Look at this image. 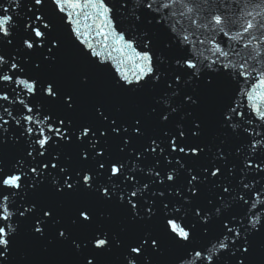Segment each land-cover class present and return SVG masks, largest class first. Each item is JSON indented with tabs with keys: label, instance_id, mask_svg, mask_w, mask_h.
I'll use <instances>...</instances> for the list:
<instances>
[{
	"label": "water",
	"instance_id": "1",
	"mask_svg": "<svg viewBox=\"0 0 264 264\" xmlns=\"http://www.w3.org/2000/svg\"><path fill=\"white\" fill-rule=\"evenodd\" d=\"M86 2L0 0V17H11L8 35L0 34V75L11 77L0 80V176H21L18 189L0 187L12 213L0 225L14 228L6 264H85L86 257L94 264H208L204 257L212 264H264V120L253 108L264 110V86L258 87L264 55L249 58L252 74L244 79L236 53L255 56L241 47L251 36L229 38L242 31L245 12L264 13V0H177L160 10L170 0H151L152 9L144 6L148 0H96L109 9L104 17L83 8ZM188 7L232 18L229 36L201 30L182 33L190 35L182 43L170 13ZM252 35L264 39L259 31ZM213 38L228 60L212 64ZM137 54L148 55L152 67L139 81L136 65L146 62ZM229 61L236 67L222 66ZM113 167L120 172L113 175ZM69 179L72 189L65 187ZM85 209L90 222L79 220ZM38 219L42 233L34 231ZM169 219L190 238L171 233ZM97 239L110 245L97 249ZM145 239L158 247L149 243L133 260L131 248Z\"/></svg>",
	"mask_w": 264,
	"mask_h": 264
},
{
	"label": "snow or ice",
	"instance_id": "2",
	"mask_svg": "<svg viewBox=\"0 0 264 264\" xmlns=\"http://www.w3.org/2000/svg\"><path fill=\"white\" fill-rule=\"evenodd\" d=\"M177 2V0H170V2L168 3H161L158 6L157 10L160 9H171L172 7V3ZM36 3H40V0H36ZM89 6H91L94 9L98 10V14L100 17H104L108 12L109 9L107 7H105V5L103 3H98L96 2V0H87L86 3L83 4V8L87 9ZM146 8L148 9H152L153 8V3L151 2V0H148V2L144 5ZM74 7H81L80 4H76L74 5ZM63 10V9H62ZM4 12H7L8 9L5 8L3 10ZM172 19L169 21V23L171 24V30L174 32V34L181 40V42H189L190 41V35L189 34H183L182 33H191V34H196L197 32H200L201 30H207L209 32V36H212L214 33L216 32H220L223 33L224 36H229V32L225 31V27H227L229 24H232L234 21L232 18L226 17L223 13L217 12V11H212L211 8H209V10L205 13L202 14H194V10L192 7H188L187 10H179L178 12H171L170 13ZM246 20L242 25V31L238 32L235 36H230L229 38L231 39H237V38H243L245 36H251V39H248L247 42H244L241 47L242 49H253L255 52V56H253L252 52H248V53H244V52H238L236 53V55H238L240 57L239 59V64H238V68H237V72L238 75L243 77L244 79H248L249 76L252 74L249 71V67H250V57L252 59H255L256 57H259L261 55H264V53H262L260 51V45L264 44V39H260L255 35H252L254 33V31H259L262 35H264V13L260 12V11H256L255 13L253 11H247L244 13ZM84 17L85 19H89L90 18V13L85 12L84 13ZM11 21V17H0V34H3L5 36L8 35V25L10 24ZM77 24H79V20L76 21ZM108 24H110V20L106 21L104 26L107 27ZM97 27L99 28L100 25L97 24ZM79 34V33H78ZM100 34V33H98ZM42 33L40 31H36L35 32V37H41ZM87 38V37H85ZM124 39L123 36H119L117 39H115V43L116 44H120V42ZM255 42V43H254ZM200 44H204L205 40L201 39L199 40ZM209 43L211 45L210 51L213 57H216V59L212 60V64H217L220 60V58H223L225 60H228L229 58V52L225 51L218 43L215 42L214 38L209 40ZM91 44H89V47L91 48ZM128 48H131L132 45L131 44H126L125 45ZM28 48H32L33 47V43H28L27 44ZM114 50H118V49H114ZM94 55L99 56L100 53L99 52H94ZM137 59H141L143 61H145L146 63L144 65H136L137 68L140 69L141 75H137L136 80L139 81L140 79L143 78V76H147L150 75L152 73V67H151V58L148 55H143L140 56L139 54H137ZM223 67L227 68H233L236 67V65H234L231 61H229L227 64H223ZM13 68H15V65H12ZM186 67L189 69H195L197 68V62H193V61H186ZM251 67L254 69L255 66L251 65ZM261 77H264V70H261L260 73ZM11 77L7 76V75H0V80H10ZM124 79L128 80L127 74H124ZM129 83H132L131 80H128ZM18 84L23 85V87L25 89H27V91L29 93L34 92V85L31 83H27L24 80H19L17 81ZM259 86H264V78H260L259 79ZM255 91V90H253ZM48 95L49 96H54L55 95V90L52 86H49L48 88ZM252 97V93L248 94V99L251 100ZM6 99V97H5ZM69 102V100H68ZM254 110L256 111V113L258 114L259 118L261 120H264V110H261L259 107H257L256 105H253ZM28 111H31V109H28ZM29 121H31V118H28ZM6 123V121H5ZM61 123H63V121H61ZM29 132L32 131V129H28ZM57 133H59V129L55 130ZM83 136H88L89 132L88 130H85L82 133ZM39 146L40 148H44L45 145L48 143V137L44 136L43 138H41L39 141ZM153 151H155V149H153ZM180 151H183V149H180ZM41 155H43V153H41ZM47 167V165H45V168ZM53 167H55V165H53ZM103 167V165H101V168ZM33 171H35V169H33ZM111 172L113 175H116L120 172V169L117 167H113L111 169ZM212 175H216L215 172L212 173ZM173 177L170 175L168 177L169 180H171ZM92 178L90 176H85L83 178V183L85 186L87 187H91L89 181ZM196 180V177L193 176L191 177V179L189 180V184H193V182ZM20 181H21V176L20 175H11L8 177H3L0 176V187H4V188H16L18 189L20 187ZM65 187L67 189H72L73 188V184L70 182L69 180L65 181ZM225 192L228 191V189L224 190ZM104 195L108 196L109 193L107 190L104 191ZM133 195H135V193H133ZM7 201V196L4 195L3 192H0V221H9L12 213L9 212L8 208L6 206H4V203ZM133 207H135V205H133ZM27 211V209H24L22 211H20L18 213L19 216L23 217L25 215V212ZM45 217H49L51 216L50 212H45L43 214ZM91 219V215L89 214V212L85 209L82 210L79 213V220L83 221V222H90ZM34 227V231L37 233H42L43 229L40 227V221L39 219L34 223L33 225ZM225 227L227 228L228 232H232V229L230 227H228L227 225H225ZM168 228L170 229L171 233L175 234V236H177L178 238L182 239V240H188L190 238V234L188 231L185 230L184 227H182L180 224H178L174 219H169L168 221ZM14 231V228L11 226V224H4V225H0V264H6L7 262V257L9 255V251H10V233ZM59 237L64 238L65 237V233L63 231H60L58 233ZM233 236L235 237H239L240 232L237 231L235 233H232ZM95 239V238H94ZM225 240H227V237L224 238ZM150 246L152 248H157L158 247V242L155 239H152L150 242L148 239H145L140 245L138 246H134L131 248V251L129 253V255L132 256L133 260H136L138 257H140L143 252L144 249L146 247ZM110 242L106 239H97L96 242L93 244V246L97 249H104L106 246H109ZM77 247H79V244L76 245ZM227 244L221 242L220 243V248L221 249H226L227 248ZM242 251L244 253H246L248 251L247 248H243ZM134 254V255H133ZM200 253H197V256H200ZM204 259H206L208 261V264H212L211 261V257H204ZM85 264H94V260L93 259H88L87 257L85 258ZM241 264H243V262H241Z\"/></svg>",
	"mask_w": 264,
	"mask_h": 264
}]
</instances>
